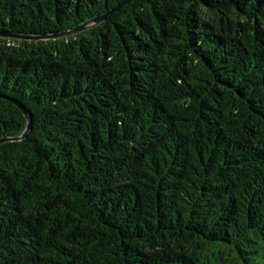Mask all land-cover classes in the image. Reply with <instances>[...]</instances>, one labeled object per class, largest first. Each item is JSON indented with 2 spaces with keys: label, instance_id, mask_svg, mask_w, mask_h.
I'll use <instances>...</instances> for the list:
<instances>
[{
  "label": "trees",
  "instance_id": "trees-1",
  "mask_svg": "<svg viewBox=\"0 0 264 264\" xmlns=\"http://www.w3.org/2000/svg\"><path fill=\"white\" fill-rule=\"evenodd\" d=\"M124 1L0 0V264H264V0Z\"/></svg>",
  "mask_w": 264,
  "mask_h": 264
},
{
  "label": "water",
  "instance_id": "water-1",
  "mask_svg": "<svg viewBox=\"0 0 264 264\" xmlns=\"http://www.w3.org/2000/svg\"><path fill=\"white\" fill-rule=\"evenodd\" d=\"M131 0H125L124 2H122L117 8H115V10L121 8L122 6H124L125 4L129 3ZM107 16L106 15H102V16H98L96 18H93L81 25H78L70 30H67L66 32H62V33H59V34H55V35H49V36H44L45 38H48V37H57V36H60V35H65V34H72V33H76L78 31H81L83 29H86V28H89V27H92L94 26L95 24L101 22L103 19H105ZM0 35H8L10 37H16V38H26V39H33V38H40L39 36H31V35H21V34H13V33H9V34H2L0 33ZM0 96H3L0 94ZM22 110H23V113L25 114L27 120H28V123H27V127L25 129V131L18 135V136H8V137H4L3 139L0 140V142H5V141H9V140H22L24 139L27 135H28V132L30 131L31 127H32V115L30 114L29 110L26 109L21 103L17 102V101H14Z\"/></svg>",
  "mask_w": 264,
  "mask_h": 264
}]
</instances>
